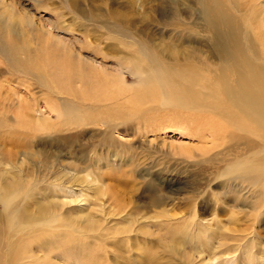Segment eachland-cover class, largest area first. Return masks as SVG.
Masks as SVG:
<instances>
[{"label": "rangeland", "instance_id": "374dc122", "mask_svg": "<svg viewBox=\"0 0 264 264\" xmlns=\"http://www.w3.org/2000/svg\"><path fill=\"white\" fill-rule=\"evenodd\" d=\"M7 1L15 3L19 16L26 10L37 18L57 20L63 13L70 36L62 34L63 30L59 36L68 37L88 58L97 53L99 58L93 59L105 65L116 64L118 56L128 51L109 38L113 35L104 24L113 22L112 17L124 15L135 21L155 42L174 46L180 42L176 29L159 25L154 12L142 21L141 11L131 4L134 0H48L56 12L44 10L45 0L42 6L34 0ZM149 2L157 4V0ZM3 8L7 7L0 5V12H6ZM86 34V40L79 43ZM112 46L117 47L116 54L110 52ZM39 61L48 70L59 60L44 57ZM83 62L82 72L86 67L89 72L91 68ZM70 66L68 74L83 78L78 65ZM0 68H6L1 57ZM92 72L91 86L73 82L69 87V98L80 107L83 123L57 130L61 118L51 115L50 132L17 140L11 134L19 130L14 122L12 99L16 97L12 90L22 94L24 87L31 89L27 99L32 101L36 117H42L41 112L47 115V94L28 79L30 84L24 85V77L8 70L0 73V153L9 150L14 156L6 160L0 154V182L20 180L18 188L23 194L17 196L16 210L27 211L20 220L22 231L13 240L30 232L67 231L80 239L81 246L91 247L105 264H264V176L253 185L243 175L253 164L264 168V143L249 141L245 145L231 139L228 132L212 137L210 124L196 127L191 123L185 130L174 120L157 115L140 123L134 115L118 117L153 104L149 101L142 104L124 98L122 108L93 111L96 106L109 105L111 96L104 93V84L92 83L96 76ZM124 78L132 86L137 83L128 73ZM23 152L34 156L25 157L20 165ZM2 211L0 204V214ZM53 239L49 237L51 243Z\"/></svg>", "mask_w": 264, "mask_h": 264}, {"label": "bare ground", "instance_id": "6f19581e", "mask_svg": "<svg viewBox=\"0 0 264 264\" xmlns=\"http://www.w3.org/2000/svg\"><path fill=\"white\" fill-rule=\"evenodd\" d=\"M34 1L38 6L43 4L42 0ZM45 1L44 10L56 12L55 7L50 6L48 0ZM134 1L131 4L135 3L138 11H141L142 21L149 18L150 11L154 12L159 25L176 29L180 42L175 46L155 42L144 28H137L135 21L119 14V18L112 17L113 22L104 26L108 34L113 35L109 38L116 39L117 45H123L128 51L124 55L120 50L124 56H118L114 65H105L94 60L99 58L95 56L97 53L88 58L81 48L68 42V37L59 36V31L63 30L61 33L68 35L71 29L70 25L65 24L63 13L59 14L57 20H44L41 16L37 18L26 10L19 16L14 2L0 0V5L7 7L3 8L6 12H0L1 59L10 73L24 77V85L35 82L47 94L44 101L47 115L43 116L41 112L42 117H36L34 105L27 99L31 89L24 87L22 94L12 90L16 97L12 99V106L16 108L14 122L19 130L11 134L16 140L31 138L36 132H50L53 128L51 115L61 118L55 126L57 130L83 123L80 107L69 98V87L73 82L91 86L93 71L96 76L92 83L104 84V88L100 85L104 93L111 96L109 105L92 107L93 111L122 108L120 100L124 98L142 104L149 101L153 104L145 105L144 109L132 115L116 113L121 119L134 115L137 123L157 116L159 119L164 117L183 125L182 129L185 130L189 129L186 125L191 123L196 127L210 124L208 130L212 137L228 132L231 139L245 145L249 141L264 143V0H157L156 5H151L150 0ZM148 4L150 7H146ZM53 28L58 31L53 32ZM86 37L87 34L83 41L78 39V42H84ZM20 40L23 44H19ZM116 48L112 46L110 52L116 54ZM42 50L47 52L43 53ZM22 54L24 59L21 58ZM44 57L59 61L45 70L41 67L42 63L37 62ZM83 60L92 70L87 72L86 67L82 72ZM70 64L71 68L77 65L78 69L81 68L83 78L68 74ZM6 68H0V73L6 74ZM44 72L51 82L46 80ZM126 73L137 82L135 86L126 83ZM27 79L31 82L27 83ZM52 96L54 99H51ZM223 126L230 130L225 131ZM0 154L5 155L6 160L14 158L9 150ZM21 155L20 165L25 157L34 156L33 153L24 152ZM243 173L248 176V182L256 185L262 181L264 168L253 164ZM19 183L17 178L4 184L0 182V204L3 205V213L0 214L3 220L0 223V264L104 263L101 256L90 250L91 247L84 248L80 245V239L67 231H41L40 235L30 232L13 240L12 237L22 231L20 220H24L27 214L26 208L16 210L17 196L23 194L18 188ZM50 236L54 238L52 243ZM33 243L37 245L32 247ZM42 243H46V246L42 247Z\"/></svg>", "mask_w": 264, "mask_h": 264}]
</instances>
